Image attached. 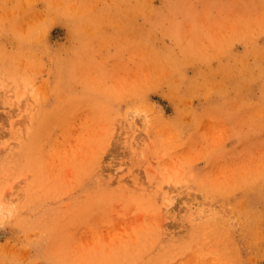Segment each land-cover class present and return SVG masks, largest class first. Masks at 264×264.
<instances>
[{
    "label": "rangeland",
    "instance_id": "obj_1",
    "mask_svg": "<svg viewBox=\"0 0 264 264\" xmlns=\"http://www.w3.org/2000/svg\"><path fill=\"white\" fill-rule=\"evenodd\" d=\"M0 264H264V0H0Z\"/></svg>",
    "mask_w": 264,
    "mask_h": 264
}]
</instances>
